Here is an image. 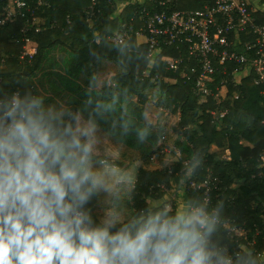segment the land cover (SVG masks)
I'll list each match as a JSON object with an SVG mask.
<instances>
[{
	"label": "trees",
	"instance_id": "trees-1",
	"mask_svg": "<svg viewBox=\"0 0 264 264\" xmlns=\"http://www.w3.org/2000/svg\"><path fill=\"white\" fill-rule=\"evenodd\" d=\"M47 1L48 5L37 13L42 30L35 36L29 34L37 46L31 59L21 57L23 41L20 30L23 24L0 28V100L6 98L11 101L14 94H19L21 98L28 94L36 97L31 77L42 71L51 50L61 46L71 56L62 61L60 71L51 69L46 73L51 89L71 91L72 94L68 95L70 108L73 111L81 110L87 118L91 109H85V103L90 98L92 107L97 102L105 105L107 111L104 115L95 117L97 125L116 141L135 149L141 159L149 157L159 136L164 133L162 125L145 122L143 101L154 100L158 108L168 109L167 115L177 113L179 121L171 128L170 137L181 149L183 157L160 169L138 167L127 200L133 211V221L142 216L146 219L148 214L165 209L169 216L182 211V200L165 198V190L174 187L172 190L178 191L177 185L180 184L187 204L185 211L202 206L210 218L215 216L219 221L214 222L210 245L223 255L228 253L233 256V264H264V184L252 178L260 171L258 166L264 150V108L260 103L263 94L253 83L255 72L225 63L228 69L224 74L227 85L221 92V101L217 103L212 96L192 93L201 72L197 63L188 64L195 69L194 76L183 78V67L177 71L168 70L160 58L150 63L147 57L148 43H139L136 38L124 45L112 41L111 37L121 32L131 18L135 28L141 25L139 17L143 15L142 7L152 10L150 0H143L142 4L139 0H108L100 6V13L96 17L86 13L88 0ZM245 1L257 23L264 24V9L255 8L259 4L264 5V0ZM212 2L170 0L156 9L168 7L170 11L186 13L202 10ZM2 4L3 0H0V9ZM252 37V34L242 36L245 39ZM161 47L165 53L176 54L184 50L186 43L173 41L171 45L162 44ZM102 61L117 64L120 71L113 75L110 83L102 84L97 89L83 88L77 81L81 73L91 74ZM212 61L215 65V59ZM20 63L22 66L18 67ZM235 70L245 76L238 87L232 83ZM159 71L175 78L160 77ZM221 72H216L217 82L222 77ZM245 123L258 126L255 137L247 130ZM143 130H146V135L141 138L139 132ZM213 143L228 149L230 159L211 154L209 148ZM194 155L200 163L189 171ZM190 181L196 185L208 181L209 190L188 189ZM97 194L84 205L85 209L90 210L93 227L102 226L94 213ZM207 197L208 203L205 201ZM133 221L110 227V234ZM223 222L246 230L249 238L259 233L256 245L247 248L243 242L236 243L223 227Z\"/></svg>",
	"mask_w": 264,
	"mask_h": 264
},
{
	"label": "clouds",
	"instance_id": "clouds-1",
	"mask_svg": "<svg viewBox=\"0 0 264 264\" xmlns=\"http://www.w3.org/2000/svg\"><path fill=\"white\" fill-rule=\"evenodd\" d=\"M183 73L190 79L195 69L190 77ZM243 78L232 83L238 87ZM219 81L212 96L217 103L227 85ZM88 108L84 119L81 110L64 103L45 107L43 97L30 94L0 100V264H231L210 245L214 220L202 206L175 216L167 209L150 213L111 234L114 212L92 226L84 205L101 189L112 195L132 178L102 160L93 167L95 117L107 108L92 107L91 98ZM199 163L194 155L189 171Z\"/></svg>",
	"mask_w": 264,
	"mask_h": 264
},
{
	"label": "built area",
	"instance_id": "built-area-1",
	"mask_svg": "<svg viewBox=\"0 0 264 264\" xmlns=\"http://www.w3.org/2000/svg\"><path fill=\"white\" fill-rule=\"evenodd\" d=\"M86 13L90 17H96L100 13V6L108 0H88ZM141 4L143 0H139ZM153 4L152 10L142 7L143 15L139 17L141 25L135 28L133 19L121 30L111 37L116 44L124 45L132 38L142 37L139 43H148L149 53L147 57L151 63L156 58L164 63L165 67L177 71L183 67V75L190 77L193 69L188 64L193 62L201 68L196 78L192 93L196 95L218 96V84L213 81L216 72L221 70L222 78L219 83L224 84V74L228 69L225 63L239 66L241 70L254 71L257 80L255 84L260 88L263 98L261 105L264 107V24H259L253 17L252 9L248 8L245 0H213L212 4L205 6L199 11H170L169 8L156 9L165 6L170 0H150ZM47 0H4L1 7L0 27L6 24H23L20 30L23 41L21 57L29 59L36 52V47L29 34L38 35L42 30L38 11L47 6ZM156 9V10H155ZM252 34L251 39L242 36ZM173 41H183L186 47L181 53L166 54L163 52L162 44L171 45ZM215 59V65H213ZM245 77L238 70L233 71V82ZM164 115L169 113L168 109L160 107ZM190 146H192L190 144ZM224 159H230V152L225 149ZM183 157L181 149L173 143L170 134L164 132L159 136L154 145L150 160L161 159L173 162L180 161ZM258 174L253 175L257 183L264 184V150L259 162ZM208 181L196 185L189 182L188 189L204 188L209 190ZM206 203L209 197L205 199ZM214 222H219L213 216ZM228 235L234 238L236 243L243 242L247 248H253L258 241L259 233L249 238L246 230L233 226L227 222L222 223ZM264 254V252H263ZM234 263L235 258L228 253L225 254Z\"/></svg>",
	"mask_w": 264,
	"mask_h": 264
},
{
	"label": "rangeland",
	"instance_id": "rangeland-1",
	"mask_svg": "<svg viewBox=\"0 0 264 264\" xmlns=\"http://www.w3.org/2000/svg\"><path fill=\"white\" fill-rule=\"evenodd\" d=\"M255 1L257 0H254V2ZM255 8L264 9V5L259 4L255 6ZM7 25L9 24H6V26ZM141 38L142 37H138L137 42L140 41ZM163 52L165 53L164 49ZM70 56V53L66 52L63 47L56 46L51 50V56L44 64L42 71L31 77L34 87V95L36 97H43V103L45 107L49 105H56L58 107L60 103H64L68 107H71V103L68 102V95L72 94V92L67 89L61 92L59 88L58 90H52L47 81L48 76L46 75V73L51 69L60 71V65L62 64V61L69 58ZM19 66H22V64L20 63L18 67ZM119 71L120 68L117 64L102 61L97 67L93 69L91 74L86 75L81 73L77 81L85 89H97L102 84L110 83L112 81L113 75ZM165 75L166 74L163 71H159L160 77L163 76L166 78ZM169 77L175 78V76L170 75ZM223 89L224 88L220 90V94ZM77 97L80 96L77 94ZM143 105L145 107V122L149 123L150 125H162L164 132L170 134L172 132L171 128L174 125H177L179 121V115L177 113H172L167 116L164 115L159 110V106L152 99L143 101ZM82 116L84 119H87L84 114H82ZM245 125L247 130L253 135V137H255V133H258V126H251L247 125L246 123ZM97 126V141L94 146L93 167L100 168L101 165L96 163V161H100L102 159V161H105L107 165L118 168L124 174H129L132 178V181L131 183L125 181L124 183L117 185L114 189V194L112 195L101 189L97 194L94 205V213L100 222L105 217V215H107V213L114 212L118 216V222L116 225L122 224L123 222L131 223L134 220V216L133 211L130 209L129 204L127 203V200L129 198L130 189L136 179L138 167H143L146 169H160L171 164L173 160H169V162L161 159L150 160L149 157L147 159H141L139 153L135 149L127 147L116 141L113 136L108 134L99 125ZM209 149L211 154L221 158H224V155L226 154L225 147L223 145L213 143ZM180 182L183 183L182 180H180ZM162 188L165 190L164 187ZM173 188L174 187H171L170 189L165 190V198L166 196L173 197L172 193L175 190H172Z\"/></svg>",
	"mask_w": 264,
	"mask_h": 264
},
{
	"label": "crops",
	"instance_id": "crops-1",
	"mask_svg": "<svg viewBox=\"0 0 264 264\" xmlns=\"http://www.w3.org/2000/svg\"><path fill=\"white\" fill-rule=\"evenodd\" d=\"M210 151V149H209ZM177 189L178 191H173L172 193V196L177 200V201H181L182 200V211H185V209L187 208L186 207V203H185V196H184V193H183V189H182V186L180 184L177 185Z\"/></svg>",
	"mask_w": 264,
	"mask_h": 264
},
{
	"label": "bare ground",
	"instance_id": "bare-ground-1",
	"mask_svg": "<svg viewBox=\"0 0 264 264\" xmlns=\"http://www.w3.org/2000/svg\"><path fill=\"white\" fill-rule=\"evenodd\" d=\"M216 79H214L213 81H215ZM254 80H257V79H254Z\"/></svg>",
	"mask_w": 264,
	"mask_h": 264
}]
</instances>
